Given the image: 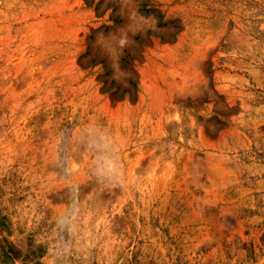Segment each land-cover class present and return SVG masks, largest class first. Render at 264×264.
<instances>
[{"label":"rangeland","instance_id":"rangeland-1","mask_svg":"<svg viewBox=\"0 0 264 264\" xmlns=\"http://www.w3.org/2000/svg\"><path fill=\"white\" fill-rule=\"evenodd\" d=\"M0 264H264V0H0Z\"/></svg>","mask_w":264,"mask_h":264}]
</instances>
